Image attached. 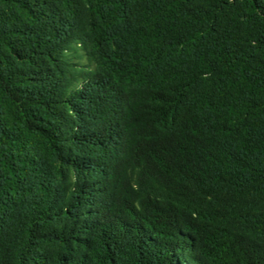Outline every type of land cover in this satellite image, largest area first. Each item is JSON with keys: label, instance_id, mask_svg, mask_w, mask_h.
<instances>
[{"label": "trees", "instance_id": "obj_1", "mask_svg": "<svg viewBox=\"0 0 264 264\" xmlns=\"http://www.w3.org/2000/svg\"><path fill=\"white\" fill-rule=\"evenodd\" d=\"M0 264H264V0H0Z\"/></svg>", "mask_w": 264, "mask_h": 264}, {"label": "rangeland", "instance_id": "obj_2", "mask_svg": "<svg viewBox=\"0 0 264 264\" xmlns=\"http://www.w3.org/2000/svg\"><path fill=\"white\" fill-rule=\"evenodd\" d=\"M77 54H78L79 57L76 58V59H74V61H75L78 65H80V66H90V65L87 63L86 58H85L84 56H80V55H82V51L78 50Z\"/></svg>", "mask_w": 264, "mask_h": 264}]
</instances>
